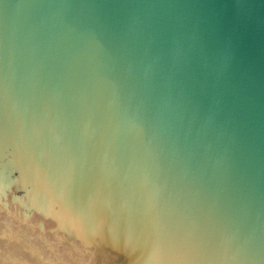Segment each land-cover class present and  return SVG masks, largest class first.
I'll return each instance as SVG.
<instances>
[{
    "label": "water",
    "instance_id": "obj_1",
    "mask_svg": "<svg viewBox=\"0 0 264 264\" xmlns=\"http://www.w3.org/2000/svg\"><path fill=\"white\" fill-rule=\"evenodd\" d=\"M0 264H264V0H0Z\"/></svg>",
    "mask_w": 264,
    "mask_h": 264
}]
</instances>
